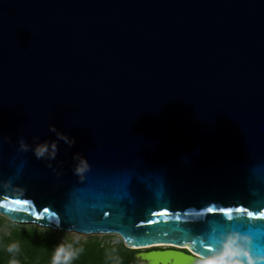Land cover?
I'll return each mask as SVG.
<instances>
[{
    "label": "water",
    "instance_id": "95a60500",
    "mask_svg": "<svg viewBox=\"0 0 264 264\" xmlns=\"http://www.w3.org/2000/svg\"><path fill=\"white\" fill-rule=\"evenodd\" d=\"M261 211L264 0H0L1 215L204 264Z\"/></svg>",
    "mask_w": 264,
    "mask_h": 264
},
{
    "label": "trees",
    "instance_id": "16d2710c",
    "mask_svg": "<svg viewBox=\"0 0 264 264\" xmlns=\"http://www.w3.org/2000/svg\"><path fill=\"white\" fill-rule=\"evenodd\" d=\"M6 220L9 219L0 215V264H52L60 244L70 246L74 253L67 264L145 263L136 256L138 249L129 248L124 241L110 243L93 237L76 240L51 228L40 229L37 225L16 222H12V229L7 234L2 230ZM13 244L18 245V250L9 252L8 248Z\"/></svg>",
    "mask_w": 264,
    "mask_h": 264
},
{
    "label": "clouds",
    "instance_id": "9594fccd",
    "mask_svg": "<svg viewBox=\"0 0 264 264\" xmlns=\"http://www.w3.org/2000/svg\"><path fill=\"white\" fill-rule=\"evenodd\" d=\"M52 130H56L55 126L52 127ZM57 135L69 144L75 143L74 139L70 140L63 133H58ZM20 147L22 150L27 151L29 145L21 141ZM56 153L57 145L55 142L51 144V152H49V144L47 142L38 145L34 149V154L37 159L45 157L46 154H48L51 159H55ZM76 159L78 160V164L74 169V172L77 175L84 173L90 168V164L87 159L81 157L79 154H77ZM59 226L60 225L57 224V227ZM251 244L252 238L250 236L240 233H229L225 237L222 247L215 255L206 259L204 264H264V257L252 255ZM14 250H18V245L13 244L9 246V252ZM73 256L74 253L71 251L70 246L66 247L64 244H60L56 248L52 264H67Z\"/></svg>",
    "mask_w": 264,
    "mask_h": 264
},
{
    "label": "rangeland",
    "instance_id": "374dc122",
    "mask_svg": "<svg viewBox=\"0 0 264 264\" xmlns=\"http://www.w3.org/2000/svg\"><path fill=\"white\" fill-rule=\"evenodd\" d=\"M12 222L13 221L6 220L3 223V226H2L3 232H5L7 234L10 232V230L12 229ZM19 224H28V223H19ZM31 225H34V224H31ZM39 227H40V229L50 228V227H42V226H39ZM53 230L54 231L63 232V234H64L63 236L64 237L65 236H69V237H72V238H74L76 240H86V239H88L90 237H93V238L102 239L103 241L110 242V243H118L120 241H123L122 237L120 235H118V234H103V233H100V234H83V233H78V232H75V231H62V230H56V229H53ZM167 248H173V247H171V246H162V247H155V248H149V249L144 248V249H138V252H140V251H148L150 249H167ZM144 264H147V262L145 261Z\"/></svg>",
    "mask_w": 264,
    "mask_h": 264
},
{
    "label": "snow or ice",
    "instance_id": "6c2138e0",
    "mask_svg": "<svg viewBox=\"0 0 264 264\" xmlns=\"http://www.w3.org/2000/svg\"><path fill=\"white\" fill-rule=\"evenodd\" d=\"M14 203H15V204H20L21 202H20V201H15ZM24 210L27 211V209H24ZM45 211H47V210L45 209ZM221 211H223V210H221ZM237 211H238V212H242V213L244 212L243 209H237ZM209 212H212V209H209ZM225 215H228L229 218H231V213H230V212H229V213H225ZM245 215H246L247 217H252V216H253V213H252L251 211H248L247 213H245ZM259 215H260V217H264V211H261ZM205 251H206L207 253H210V252H211V248L205 246Z\"/></svg>",
    "mask_w": 264,
    "mask_h": 264
},
{
    "label": "flooded vegetation",
    "instance_id": "af4514ba",
    "mask_svg": "<svg viewBox=\"0 0 264 264\" xmlns=\"http://www.w3.org/2000/svg\"><path fill=\"white\" fill-rule=\"evenodd\" d=\"M185 251H187V250H185Z\"/></svg>",
    "mask_w": 264,
    "mask_h": 264
}]
</instances>
